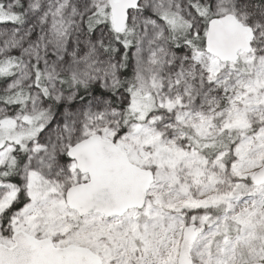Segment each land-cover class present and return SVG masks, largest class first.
Returning <instances> with one entry per match:
<instances>
[{"label":"snow or ice","instance_id":"obj_1","mask_svg":"<svg viewBox=\"0 0 264 264\" xmlns=\"http://www.w3.org/2000/svg\"><path fill=\"white\" fill-rule=\"evenodd\" d=\"M0 264H264V0H0Z\"/></svg>","mask_w":264,"mask_h":264}]
</instances>
